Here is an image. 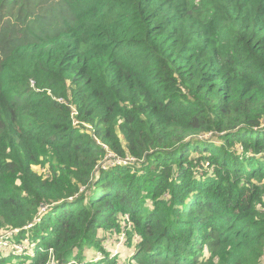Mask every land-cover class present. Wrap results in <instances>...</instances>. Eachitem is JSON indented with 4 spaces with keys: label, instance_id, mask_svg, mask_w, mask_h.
Here are the masks:
<instances>
[{
    "label": "trees",
    "instance_id": "obj_1",
    "mask_svg": "<svg viewBox=\"0 0 264 264\" xmlns=\"http://www.w3.org/2000/svg\"><path fill=\"white\" fill-rule=\"evenodd\" d=\"M16 231L0 264H264V0H0Z\"/></svg>",
    "mask_w": 264,
    "mask_h": 264
},
{
    "label": "built area",
    "instance_id": "obj_2",
    "mask_svg": "<svg viewBox=\"0 0 264 264\" xmlns=\"http://www.w3.org/2000/svg\"><path fill=\"white\" fill-rule=\"evenodd\" d=\"M62 102V101H60ZM64 103V102H62ZM135 159L127 157L125 159L121 158L120 156L109 152L108 155L106 156V162L103 165H110V164H114V166H122V165H128L130 164V162H134ZM30 228V227H29ZM18 233V231L16 232H10L8 233L6 236H4L2 239H0V250H6L8 252H11L14 256H22V255H28L29 254V246L26 244H18L14 242V237L15 235ZM124 234H121L117 237V240L120 242V236H122ZM125 236V235H124ZM126 242V237L125 240L122 239V242L120 244V246H118V248L122 247L124 245V243ZM110 244H112V240L108 239L107 241V245L105 246V248H109ZM26 250V252H24ZM50 264H55L54 261H52Z\"/></svg>",
    "mask_w": 264,
    "mask_h": 264
},
{
    "label": "rangeland",
    "instance_id": "obj_3",
    "mask_svg": "<svg viewBox=\"0 0 264 264\" xmlns=\"http://www.w3.org/2000/svg\"><path fill=\"white\" fill-rule=\"evenodd\" d=\"M113 167H115L114 164L106 165V166H104L103 170H108V169L113 168ZM124 231L125 230H123L122 234H125V236L124 235L120 236V238H119L120 239V242L117 240V238H112L111 239L112 240V244L109 245L110 247L108 249L106 248L107 250H109L110 252H112L114 255H116V254H120V255L123 254L122 252L124 251V247L127 246V243H128V240L129 239L126 238V242L124 243V245L122 247L118 248V246H120V244L122 242V239L125 240L126 233ZM119 235H117V236H119ZM107 241H108V239L106 240L104 246H108L107 245ZM24 252H26V250ZM132 253H133L132 251H126L125 252V256L127 257V259L133 255ZM89 259H90V253L88 255V260Z\"/></svg>",
    "mask_w": 264,
    "mask_h": 264
}]
</instances>
